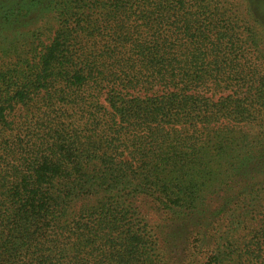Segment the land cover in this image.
<instances>
[{
    "label": "trees",
    "instance_id": "16d2710c",
    "mask_svg": "<svg viewBox=\"0 0 264 264\" xmlns=\"http://www.w3.org/2000/svg\"><path fill=\"white\" fill-rule=\"evenodd\" d=\"M47 10L49 42L0 63V264H264V74L232 14L0 0V32Z\"/></svg>",
    "mask_w": 264,
    "mask_h": 264
},
{
    "label": "rangeland",
    "instance_id": "374dc122",
    "mask_svg": "<svg viewBox=\"0 0 264 264\" xmlns=\"http://www.w3.org/2000/svg\"><path fill=\"white\" fill-rule=\"evenodd\" d=\"M217 3L218 11L219 12H226L227 14H232V19L235 22V25H237V30L242 31L244 33L240 32V37H243L242 39L247 38L248 44L245 46L246 49L244 50V54L246 55V63L251 64L253 63V67L255 68L256 75H263L264 74V0H215ZM35 12L34 16H30L29 18H23L20 17L21 23L20 29L17 31L12 32L13 30H7V31H1L0 32V63L1 60L5 61L6 63L8 61L15 60L17 55L22 56H29V48L33 45L36 46V49L38 50L41 48V46L45 45L49 42L52 35L53 27L56 28L58 25V21H56V14L54 13V10H47L46 12ZM234 16V17H233ZM23 21V22H22ZM47 23H51V28L49 31H45V25ZM41 28V32H37L36 36L37 39H32L29 37V39H26V34L28 29H34V28ZM52 35V36H51ZM16 36V39L14 41V44L18 46V50L15 51L11 48L13 46V43L9 42L11 38H14ZM32 41V45L28 48V45L26 44L28 42ZM31 44V43H30ZM5 51L3 53L2 51ZM9 64V63H8ZM223 83V82H222ZM232 84H237L235 81L232 82ZM239 86L242 87V82L238 83ZM237 86L234 85L233 87L225 88V87H217L214 88L211 83L206 84L205 86L198 87V92L200 95H203L204 97H209L212 101L222 100L227 94H231L234 96H237L238 93H234L237 91ZM239 92V91H237ZM253 115H250V118H253ZM262 117H264L262 115ZM242 120L246 122H250V125H254L252 132L250 131L249 134L253 135L258 128V124L260 119V116L257 114V117L255 120ZM226 125L222 119L218 121V124ZM237 124L238 130L247 131L248 126L245 122H235ZM231 124H234V122H231ZM264 127V125H263ZM239 131V132H242ZM147 217L151 221L155 219L154 214L151 212H147ZM239 234H242L241 231Z\"/></svg>",
    "mask_w": 264,
    "mask_h": 264
}]
</instances>
